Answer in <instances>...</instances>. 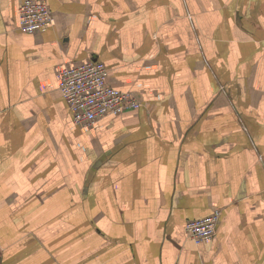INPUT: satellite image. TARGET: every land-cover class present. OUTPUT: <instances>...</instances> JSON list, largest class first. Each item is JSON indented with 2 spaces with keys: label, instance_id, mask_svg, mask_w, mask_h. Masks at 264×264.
<instances>
[{
  "label": "crops",
  "instance_id": "obj_1",
  "mask_svg": "<svg viewBox=\"0 0 264 264\" xmlns=\"http://www.w3.org/2000/svg\"><path fill=\"white\" fill-rule=\"evenodd\" d=\"M0 0V264H264V0ZM141 108L73 121L58 71ZM221 211L200 245L189 221Z\"/></svg>",
  "mask_w": 264,
  "mask_h": 264
},
{
  "label": "built area",
  "instance_id": "obj_2",
  "mask_svg": "<svg viewBox=\"0 0 264 264\" xmlns=\"http://www.w3.org/2000/svg\"><path fill=\"white\" fill-rule=\"evenodd\" d=\"M56 24L45 1L26 0L19 10V28L23 32L46 31ZM59 90L67 101L73 121L82 127H92L108 116H119L141 108L130 92L114 88L108 82L109 70L100 62L84 61L58 71ZM221 211L185 227L187 237L196 245L212 240L218 231Z\"/></svg>",
  "mask_w": 264,
  "mask_h": 264
}]
</instances>
